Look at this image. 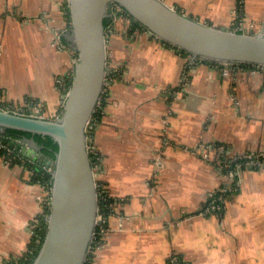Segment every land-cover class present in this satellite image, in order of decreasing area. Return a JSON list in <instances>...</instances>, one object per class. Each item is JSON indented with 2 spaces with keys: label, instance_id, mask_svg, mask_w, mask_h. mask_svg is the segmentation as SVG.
<instances>
[{
  "label": "crops",
  "instance_id": "1",
  "mask_svg": "<svg viewBox=\"0 0 264 264\" xmlns=\"http://www.w3.org/2000/svg\"><path fill=\"white\" fill-rule=\"evenodd\" d=\"M164 1L212 25L264 32V0H243L240 13L238 0ZM68 4L0 0L4 105L29 110L26 102L35 100L50 115L63 104L77 54ZM121 19L106 28L115 78L99 101L93 133L97 180L114 203L88 264H170L174 255L185 264H264V159L237 167L233 179L229 169L237 163L222 161L264 153V70L232 64L225 73L222 64L193 63ZM10 142L25 163L0 158V264H23L45 210L32 172L42 146L33 138ZM227 184L233 190L223 209L205 213L210 194Z\"/></svg>",
  "mask_w": 264,
  "mask_h": 264
},
{
  "label": "water",
  "instance_id": "2",
  "mask_svg": "<svg viewBox=\"0 0 264 264\" xmlns=\"http://www.w3.org/2000/svg\"><path fill=\"white\" fill-rule=\"evenodd\" d=\"M71 46L77 53L62 110L55 118L0 108V126L51 137L55 159L40 148L38 163L53 170L47 225L31 264H85L94 241L101 195L89 126L109 72L105 20L119 4L150 35L210 63L264 65V32H239L198 20L164 0H68ZM27 138V137H24ZM29 155L28 147L21 148ZM32 157V156H31Z\"/></svg>",
  "mask_w": 264,
  "mask_h": 264
},
{
  "label": "trees",
  "instance_id": "3",
  "mask_svg": "<svg viewBox=\"0 0 264 264\" xmlns=\"http://www.w3.org/2000/svg\"><path fill=\"white\" fill-rule=\"evenodd\" d=\"M125 15H127L128 17L131 18V20L133 21L132 26L134 28H139L141 31L145 32L147 31V28L142 25L141 23H139L137 20H134L132 18V16L126 11L124 10ZM68 19L70 22V27L69 29L71 30V16H70V10L68 8ZM111 21V19L107 18L105 20V24L107 25L109 22ZM131 26V27H132ZM132 27V28H133ZM138 29V30H139ZM164 43L169 44L166 41H163ZM183 53H188L185 50H182ZM77 56V54L75 55ZM72 80V76H70V79L68 80V85L70 86V81ZM68 86V87H69ZM104 96H106V93H103L102 95V99L104 98ZM103 107V106H102ZM101 115V107L97 106L92 118H93V128L90 130L91 136L93 137V133H94V126L95 124H97L99 118ZM89 134V132H88ZM0 136H2L4 139V141L9 143V140L11 141V139L13 138H21V137H27V138H33L34 141H36L39 145L42 146L41 151L42 153L52 159H55L56 157V152L58 150V144L57 142H55L51 137L49 136H44L42 134H38V133H31L28 131H22V130H17V129H12V128H5V127H1L0 126ZM6 154V150H4L3 148L0 147V155L1 157L4 156ZM91 155L93 157H95L93 164L95 165V163L97 162V154L94 152V149H92L91 151ZM224 162L226 163L227 166H235V161H232L230 157H225L224 156ZM21 163V162H19ZM26 164L31 165V162H27ZM35 169V173L33 174V180L36 184H40L43 188V191L48 190L52 187L53 184V175L52 173H49L47 170H45L43 168V166L41 165H36L34 164L33 167ZM100 183V187L105 190L103 184L101 183V181H98ZM113 199L112 197H110V195L107 193V191H104V194L101 198V202H100V211L103 212L106 216L109 215V213L113 210ZM49 212V205H47L45 207V210L43 213H41L40 217L38 218V221L36 223V227H35V235H34V240L32 242L31 248L29 250V252L26 254V256L22 259L23 261H21V263L23 264H31L34 257L36 256V254L38 253V250L40 248L41 242L43 240V236H44V231L47 225V220H46V215ZM97 239H94L93 241V246L98 244ZM93 248V247H92ZM91 255V254H89ZM89 258V256H88ZM87 258L85 264H88L89 259Z\"/></svg>",
  "mask_w": 264,
  "mask_h": 264
},
{
  "label": "built area",
  "instance_id": "4",
  "mask_svg": "<svg viewBox=\"0 0 264 264\" xmlns=\"http://www.w3.org/2000/svg\"><path fill=\"white\" fill-rule=\"evenodd\" d=\"M242 3H243V0H240V4H242ZM120 9L122 10V12H124V9L119 4H115L114 5V12H116L117 14L120 12L119 11ZM58 37H59V35H58ZM60 47L64 48L65 45H62V43H61ZM187 54H188V56H190L191 62H193V63H196L197 61H202V59H200V58H194L190 53H187ZM76 58H77V56L74 58V60ZM214 64H222V65H224L223 71L225 73L229 72V67H230V65H232V64H229V63H226V62L214 63ZM243 64H246L247 66H253L255 68H258V70H264V65L247 64V63H243ZM112 79H114V76L110 75L109 72H108V75L106 77V86L108 84H110ZM0 108L4 109V110H8V111H13V112L29 115V116L45 117L43 115V113L23 112L21 110H13L10 106H7V105L4 106L1 101H0ZM2 142H5V141L2 140ZM2 146H4V145H1L0 147H2ZM8 146L10 147V149H9L8 152L6 151V154L4 156H2L3 161L5 163H7V164H10V163H13V162H20V161L25 163L24 157L20 153H18V152H16L14 150V147H13L14 145L11 147L8 144ZM207 149H210V147H206V149H203V151H202V154L204 152L205 156H207V152H206ZM261 159H264V153H259L257 155H253V154H250V153H248V155L243 154V155L239 156V158H237V161L238 160L240 161V164L238 165V167L239 168H243L244 166H247V165H252V164L254 165L257 162H259ZM43 168L45 170H47L49 173H53L52 168L45 167V166ZM32 171H33V173L36 172L34 168H33ZM235 174H236L235 171H232V172L229 171L230 178L233 179L235 177ZM98 190H99L101 198H102L105 190H103L100 187V183L99 182H98ZM232 190H233V186L231 184H227V185L223 186L221 189H218V190H215L214 192H212L210 194L209 204L205 207L204 212L206 213V212H211V211H216V210L223 209L224 200H225L226 196L230 192H232ZM49 191H50V195L49 196L47 195V197L45 199V203H46L47 200H48V202L50 200L51 188L49 189ZM105 220H106V215L103 212H101L100 209H99L98 216H97V228H96L94 239L100 240L101 238H103L104 234L106 233L107 230H106V226H105ZM92 247H93V245H92ZM91 250H92V248H91ZM170 264H185V263H183L182 260L178 256L174 255V256H172L170 258Z\"/></svg>",
  "mask_w": 264,
  "mask_h": 264
},
{
  "label": "rangeland",
  "instance_id": "5",
  "mask_svg": "<svg viewBox=\"0 0 264 264\" xmlns=\"http://www.w3.org/2000/svg\"><path fill=\"white\" fill-rule=\"evenodd\" d=\"M243 5V3L242 4H240V0H238V9L236 10V13H240V7ZM120 12L118 13V17H121L122 19H121V21L122 22H124V24L125 25H127V27H131L132 26V23H133V21L131 20V18L130 17H128L127 15H125V13L124 12H122V10L120 9L119 10ZM235 28L237 27V26H241V25H237V24H235V25H233ZM69 32H71V30L69 29L68 31H67V33H69ZM203 61V60H202ZM199 61H197L196 63H198ZM72 72V71H71ZM115 78V77H114ZM64 87H65V85L63 84V82H62V85H61V90H63L64 89ZM105 90V89H104ZM103 95V94H102ZM102 98V97H101ZM2 102V104L4 105V101H1ZM26 104H28V105H30V104H32V106L33 107H30V109L28 110V109H24V108H19V106H11V108L13 109V110H21V111H23V112H36V113H43V115L45 116V117H49V118H55V117H57L58 116V114H60V112H61V110H62V104L60 105V108L59 109H57L56 111H55V113H53V114H47L46 113V111H44L43 110V108L41 107V105H42V103L41 102H39V101H32V100H28L27 102H26ZM5 106V105H4ZM10 106V105H9ZM92 120H93V118H92ZM91 120V122H90V126H89V130H88V132H89V147H90V152H91V150L92 149H94L93 148V137L91 136V133H90V130L93 128V121ZM4 138L2 137V136H0V146L1 145H4V146H2L1 148H3L4 150H6L7 152L9 151V149H10V147L8 146V142H2V140H3ZM15 139V138H14ZM18 139V138H17ZM5 140V139H4ZM9 143H10V140H9ZM226 150V148L223 146V145H219V147H217L216 148V151L220 154V155H222L223 156V154H224V152H226L225 151ZM243 155V154H242ZM245 155H248V154H246L245 153ZM228 156V155H227ZM239 156H241V155H239ZM239 156L238 157H236V160H235V165H236V163H237V166H236V168H231V169H229V171H237V169L239 168L238 167V165L240 164V161L238 160L237 161V158H239ZM0 158L2 159V157H1V155H0ZM221 159H223V158H221ZM223 162H224V160H222ZM225 163V162H224ZM224 163L222 164V165H224ZM225 165H226V163H225ZM227 166V165H226ZM238 167V168H237ZM33 172V171H32ZM34 174V173H33ZM235 176H236V174H235ZM43 193H44V196H43V202L45 203V199H46V197H47V195L49 196L50 195V191H49V193H48V190H47V192H46V190H44L43 191ZM46 195V196H45ZM45 205V207L47 206V205H49V202H48V200L46 201V203L44 204ZM38 221V220H37ZM37 221H36V223H37Z\"/></svg>",
  "mask_w": 264,
  "mask_h": 264
},
{
  "label": "flooded vegetation",
  "instance_id": "6",
  "mask_svg": "<svg viewBox=\"0 0 264 264\" xmlns=\"http://www.w3.org/2000/svg\"><path fill=\"white\" fill-rule=\"evenodd\" d=\"M117 17H118V14L116 12H113L108 18L111 19V20H115ZM107 27H108V25H106V28ZM70 76H73V70H72L71 74L69 75V79H70ZM9 145H11V142H10Z\"/></svg>",
  "mask_w": 264,
  "mask_h": 264
}]
</instances>
